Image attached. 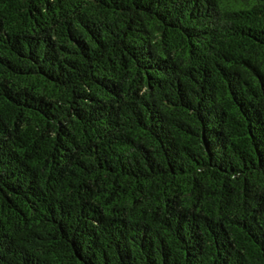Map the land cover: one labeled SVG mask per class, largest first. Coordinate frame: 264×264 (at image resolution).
<instances>
[{"label":"trees","instance_id":"16d2710c","mask_svg":"<svg viewBox=\"0 0 264 264\" xmlns=\"http://www.w3.org/2000/svg\"><path fill=\"white\" fill-rule=\"evenodd\" d=\"M0 264H264V0H0Z\"/></svg>","mask_w":264,"mask_h":264}]
</instances>
